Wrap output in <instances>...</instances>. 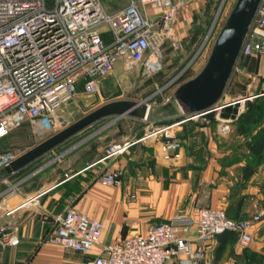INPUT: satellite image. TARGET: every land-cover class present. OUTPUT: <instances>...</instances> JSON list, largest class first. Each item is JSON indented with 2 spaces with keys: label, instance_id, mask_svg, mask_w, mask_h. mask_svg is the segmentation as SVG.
I'll return each instance as SVG.
<instances>
[{
  "label": "crops",
  "instance_id": "crops-1",
  "mask_svg": "<svg viewBox=\"0 0 264 264\" xmlns=\"http://www.w3.org/2000/svg\"><path fill=\"white\" fill-rule=\"evenodd\" d=\"M261 1L264 0H232L223 31L210 48L203 50L199 47L202 32L198 30L191 13L181 18L176 16L174 38L179 45L172 48L167 43L161 68L147 74L153 87L172 86L171 98L159 97L151 101L153 107L147 104L149 111L145 119L119 118L111 124L115 125L112 129L116 132L110 136L107 145L95 144L92 150L99 155L105 153L111 144L132 142L126 152L110 159L101 160L98 156L92 161L83 160L85 153L82 151L85 148L82 146L92 139L99 140L96 137L101 131H97L82 138L77 146L71 148L72 154L67 159L55 162L50 169L36 168L37 160L17 173L6 172L0 176V224L18 239L16 245L0 243L2 248L13 254L9 264H78L88 260L84 258L85 254L64 250L44 241L52 228V219L68 207L92 219H99L103 213H115L125 206L123 199L126 195L131 199L126 182L146 183L145 187L137 188V198L141 200L133 203L134 197L128 204L134 217L141 216L138 218L142 227L139 232L144 231L147 222L152 219L160 223L177 215H191L199 207L224 209L233 219H249L255 204L264 208V158L244 181V159L239 158L241 139L235 136L232 124L229 135L220 134L219 128L224 119L219 117L218 110H214L220 104L241 99L240 114L245 103L252 99L248 80L252 72L258 76L256 87L259 92L264 91V57L240 56L241 40ZM104 8L112 13L124 7ZM117 65L112 72L115 86L118 83L117 73L123 71L121 65ZM140 69L144 72L138 65L133 73L140 72ZM98 85L105 88V93L100 88L98 94H86L79 84L76 94L57 112L56 122L67 108H78L84 116L119 100L118 91L104 86L103 80L98 81ZM169 125H172L170 133L181 145V158L164 162L159 156V143L155 136H148V133ZM260 127H264V121ZM53 133L55 130L42 132L36 125L22 123L0 140V152L9 151L17 157ZM40 136L43 137L39 141L30 143V140L36 141V137ZM105 169H120L124 187L101 188L98 177ZM195 183L212 186L206 193L203 188L201 193ZM67 185H78L82 190L75 197L66 196L64 187ZM125 221L126 225H133L129 219ZM103 225L101 236H107L112 226L110 220L103 219ZM120 225L122 220L115 224L111 241L106 244L100 242V248L123 238ZM131 232V229H126V234ZM220 242L217 238L211 244L205 264H264V226L256 229L253 242L246 248L240 247L236 238L229 236L218 251ZM215 252L225 254L212 262Z\"/></svg>",
  "mask_w": 264,
  "mask_h": 264
},
{
  "label": "built area",
  "instance_id": "built-area-1",
  "mask_svg": "<svg viewBox=\"0 0 264 264\" xmlns=\"http://www.w3.org/2000/svg\"><path fill=\"white\" fill-rule=\"evenodd\" d=\"M181 7V0H128L124 8L108 13L100 0H0V140L25 122L52 132L57 112L77 86L81 84L86 94H98V81L118 63L125 71L138 65L145 74L158 71L166 44L179 45L174 25ZM106 32L110 38H105ZM240 56L264 57V1L243 35ZM231 121L220 125L222 136L231 133ZM171 127L148 133L159 143L164 162L181 158ZM131 146L129 141L111 144L102 160ZM14 158L12 152L0 153V171ZM98 180L106 187H121L122 171L105 169ZM260 226L264 208L258 204L249 219L230 218L221 208L199 207L191 215L148 224L78 264H205L218 236L232 232L237 244L246 248ZM103 227L101 220L68 207L53 217L44 241L87 255L99 245ZM7 230L0 224V243L18 244Z\"/></svg>",
  "mask_w": 264,
  "mask_h": 264
},
{
  "label": "rangeland",
  "instance_id": "rangeland-1",
  "mask_svg": "<svg viewBox=\"0 0 264 264\" xmlns=\"http://www.w3.org/2000/svg\"><path fill=\"white\" fill-rule=\"evenodd\" d=\"M182 1V7L178 10L177 13V18H181L183 15H186L188 13H191L192 18L194 20L195 23H197V28L198 30H201L202 32V40L199 44V47L201 50L206 49V48H210L212 46V43L215 41L216 37L218 36V34L223 31L224 26L226 25V21L228 19V11H229V5L232 2V0H181ZM100 2L102 3V5L104 4V6H107L109 8H121V7H125L128 4V0H100ZM105 29V28H104ZM105 38H110V34L106 32V34H104ZM241 40V39H240ZM116 66H119L116 64ZM133 70L130 71H125L123 70L122 73L120 72L119 74L117 73V86H115V76L113 73L109 74L107 77H105L103 80V85L106 86L107 88L113 89L115 92L118 91V95H120L119 100L121 101H135V102H139V101H143L145 100L146 104H152L151 101H156L159 99V97L163 98L167 97V98H171L170 94L173 90V87H167L164 85H157L156 87L152 86L151 83V78L150 76H147V74H145L144 72H142V70L140 69V72L138 73H133ZM99 80V81H102ZM249 83L251 85L250 89H251V94L250 97H252L251 100H253V98L259 96L261 93L259 92V88L256 87L257 86V80H258V76L254 75V72L251 73L250 77L248 78ZM261 86V85H260ZM103 91V93H105V88L100 87ZM117 88V89H116ZM108 91V90H107ZM251 106L253 108H255L256 112L259 114L263 115L264 118V100H254L251 101ZM153 107V104H152ZM245 108V106H244ZM243 108V110H244ZM242 110V111H243ZM150 112H153V110H150ZM151 114V113H150ZM83 115L81 113V111L78 108H67L64 113L60 116L61 118L56 122L55 126H54V130L55 132L63 129L64 127L70 125L71 123H73L74 121L78 120L79 118H81ZM232 122V121H231ZM105 123V121H103L102 123H98L95 124L94 126H92L91 128L88 129V131L83 132L82 134L79 135V137L75 138L74 141H68L65 144H63L62 146L58 147L57 149H55V151H52L51 153L45 155L44 157L40 158L37 163H36V168L37 166L40 167H44L50 169L51 166L54 165L55 162L58 161H63L65 159H67L72 153V149L60 154L59 156H57L59 153L63 152L65 149H67L69 146H72L73 144H75L76 142L80 141L82 138L86 137L88 134H91L92 132H94L95 130L99 129L101 126H103ZM114 122L108 124L107 126L108 129H105L107 126L100 128L101 133L98 135V137L96 138H100L98 139H92V141L90 142H86L85 145L82 146V148H85L82 152H84V156L82 157L83 160H87V161H92L94 159H96L98 156H100L101 160L104 157L105 153H98L99 155H97V153H92L93 150V146L95 144H99L102 147L107 145V142L110 139V136L113 135L116 131L113 130L112 128H115V125H111ZM25 126H29L28 124H26ZM113 126V127H111ZM235 130V128H234ZM258 131V125L257 124H253L250 127V131L248 132V134L244 137V138H240L241 139V146H242V150L239 151V158H243L244 159V166L245 165H253L255 163V157H250L249 152H248V148L245 145V142H249V139L251 140V142L253 141L252 139V135L254 132ZM96 133V132H95ZM44 136V135H43ZM43 136L40 137H36V141L35 140H30L31 144H34L35 142L39 141L40 138H42ZM90 144V146H89ZM77 146V145H76ZM86 146V147H85ZM73 148V147H72ZM22 150V149H21ZM15 152V151H13ZM15 153H18V151H16ZM52 162V163H51ZM46 166V167H45ZM6 174L5 170H1L0 171V176H4ZM169 182V181H168ZM167 182V183H168ZM166 183V182H165ZM99 185L101 186V188H105V189H110L112 187H106L103 186L101 183H99ZM126 185L128 187H130V194H132L131 192H133L136 196V199L133 201V203H138L141 199L137 198L138 196V192H137V188L138 187H145L146 183H127ZM194 185H196V187H199L201 189V193L204 189V193L207 192V189L212 186V184H208L207 186H205V184H198L195 183ZM122 188L124 187V183L121 186ZM204 188V189H203ZM66 196H71V197H75L76 195H79V193L81 192V187L78 185H72L69 186L67 185L66 187H64ZM104 190H101V192ZM64 193V194H65ZM101 194H104V192H102ZM123 203L125 204V206H122V208L117 209V213L115 212H111L110 214H106L103 213L101 217H98L99 219L102 220L107 218L108 220H110L111 222V228L109 233H107V236H101L99 242L106 244L107 242L111 241V236L114 235L115 231V224H119L120 220H122V225H120V232L122 233V237H125L129 234H132L134 232H139L141 231L142 227L139 226V222H138V218L141 216H136L134 217V215L131 213L128 204L132 202V198L128 199L127 195L126 198L123 199ZM147 207V206H145ZM98 210V208H97ZM100 211V210H99ZM129 219V221H131L133 223L132 226H128L126 225V221ZM156 221L159 220H150L147 222L146 225L151 224V223H155ZM141 227V228H140ZM131 229L132 232L126 234V229ZM99 245L92 251L90 252V255H85V259H89L93 254H95L97 252V250L99 249ZM225 252H215L212 256V262H215V260L217 259H221L222 257H224ZM10 258H14L13 254L9 253L8 249L2 248L0 246V264H9V260ZM13 261V260H12Z\"/></svg>",
  "mask_w": 264,
  "mask_h": 264
},
{
  "label": "water",
  "instance_id": "water-1",
  "mask_svg": "<svg viewBox=\"0 0 264 264\" xmlns=\"http://www.w3.org/2000/svg\"><path fill=\"white\" fill-rule=\"evenodd\" d=\"M207 86L210 87V84ZM240 103L241 99L218 105L217 107H221L219 117L224 120H234L238 115ZM146 107H148L149 111V106L145 103V100L139 102L118 100L100 106L23 152L14 158L4 170L8 173H17L100 122L105 121L104 125L100 127L103 128L124 116L145 119L147 117L145 115ZM100 128L94 132H97ZM81 141L82 139L57 156L76 146Z\"/></svg>",
  "mask_w": 264,
  "mask_h": 264
},
{
  "label": "trees",
  "instance_id": "trees-1",
  "mask_svg": "<svg viewBox=\"0 0 264 264\" xmlns=\"http://www.w3.org/2000/svg\"><path fill=\"white\" fill-rule=\"evenodd\" d=\"M260 96L253 98V100L247 101L245 103L244 110L234 119L232 120V125L235 128L234 134L237 137L244 138L248 132L250 131V127L253 124L258 125V131L254 132L252 135L253 141L249 139V142H245V145L248 148V152L250 157H255V163L253 165H245L242 169V179L247 180L253 173L264 158V127H260L262 122L264 121L263 115L256 112L255 108L251 106V101L254 100H264V91L260 92ZM9 152V151H6ZM4 153V152H0ZM226 212V211H225ZM229 217V215L226 213ZM235 237L236 235L232 232H226L217 238L221 241L218 247V251L222 249L225 241L228 237ZM216 238V239H217Z\"/></svg>",
  "mask_w": 264,
  "mask_h": 264
},
{
  "label": "bare ground",
  "instance_id": "bare-ground-1",
  "mask_svg": "<svg viewBox=\"0 0 264 264\" xmlns=\"http://www.w3.org/2000/svg\"><path fill=\"white\" fill-rule=\"evenodd\" d=\"M148 114V107L145 108V115Z\"/></svg>",
  "mask_w": 264,
  "mask_h": 264
}]
</instances>
